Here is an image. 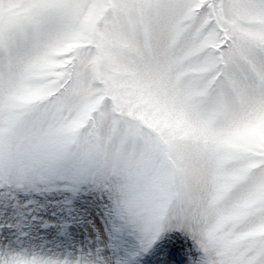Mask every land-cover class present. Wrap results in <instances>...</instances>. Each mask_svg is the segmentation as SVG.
I'll list each match as a JSON object with an SVG mask.
<instances>
[{
  "label": "snow or ice",
  "instance_id": "6c2138e0",
  "mask_svg": "<svg viewBox=\"0 0 264 264\" xmlns=\"http://www.w3.org/2000/svg\"><path fill=\"white\" fill-rule=\"evenodd\" d=\"M0 264H264V0H0Z\"/></svg>",
  "mask_w": 264,
  "mask_h": 264
}]
</instances>
